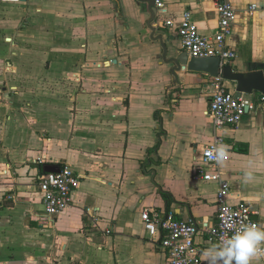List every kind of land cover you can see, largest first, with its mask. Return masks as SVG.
Instances as JSON below:
<instances>
[{
    "label": "crops",
    "instance_id": "obj_1",
    "mask_svg": "<svg viewBox=\"0 0 264 264\" xmlns=\"http://www.w3.org/2000/svg\"><path fill=\"white\" fill-rule=\"evenodd\" d=\"M161 1L153 33L144 0H0V264H165V233L146 229L145 209L194 220L208 264L203 253L216 244L205 229L218 223L220 185L198 167L215 135L214 77L175 69L171 59L185 50L164 23L191 11L214 36L219 14L215 0ZM231 1L227 43L237 57L227 64L264 74V0ZM263 96L243 94L250 104L222 130L217 165L228 203L250 207L262 230ZM46 164L81 179L55 216L40 189ZM259 249L250 264H264Z\"/></svg>",
    "mask_w": 264,
    "mask_h": 264
},
{
    "label": "built area",
    "instance_id": "obj_2",
    "mask_svg": "<svg viewBox=\"0 0 264 264\" xmlns=\"http://www.w3.org/2000/svg\"><path fill=\"white\" fill-rule=\"evenodd\" d=\"M215 3L219 14V27L214 36L200 32L191 11L184 13L179 24L171 20H166L164 24L171 29H177L182 48L190 57L220 56L221 64L225 65L237 57V52L227 43V39L232 35L236 9L231 0H215ZM156 4L159 10L165 7V3L161 0H157ZM257 9L258 6L252 4L249 11ZM213 87L210 113L215 135L211 143L202 149V163L198 167V176L205 180L216 181L220 185L217 194L218 223L205 229L208 239L218 245L223 238L231 236L241 226L255 225L260 228V223L254 218V212L250 207L232 206L228 203L227 195L231 186L217 168L221 155L216 150L224 142L222 130L227 126H237L250 103L243 96L236 97L235 92L226 86V79L222 75L214 77ZM206 167H215V170L210 171ZM80 180V176L69 165L60 172H45L40 175V189L47 215H58L73 203V191L79 187ZM142 218L146 229L152 235H156L159 230L165 233L162 239L163 249L167 253L165 264H204L196 244L200 227L194 220L177 219L172 212L164 217L159 214L152 215L150 209L144 210Z\"/></svg>",
    "mask_w": 264,
    "mask_h": 264
},
{
    "label": "water",
    "instance_id": "obj_3",
    "mask_svg": "<svg viewBox=\"0 0 264 264\" xmlns=\"http://www.w3.org/2000/svg\"><path fill=\"white\" fill-rule=\"evenodd\" d=\"M144 1L149 3V10L151 12L149 26L153 33H155L156 27L152 23L156 20L158 15L156 0ZM156 38L162 40L161 36ZM171 62L176 64V70H180L183 66H186L189 70L206 72L212 77L222 75L226 80L235 83L236 97H241L243 94H253L256 91L261 92L264 95V74L261 71L249 73L236 72L232 65H222L220 56L196 58L190 57L187 52H183L177 58L171 59ZM60 170L61 167L59 165L46 164L44 166L45 172H60Z\"/></svg>",
    "mask_w": 264,
    "mask_h": 264
},
{
    "label": "clouds",
    "instance_id": "obj_4",
    "mask_svg": "<svg viewBox=\"0 0 264 264\" xmlns=\"http://www.w3.org/2000/svg\"><path fill=\"white\" fill-rule=\"evenodd\" d=\"M217 152L223 151L218 148ZM264 243V230L255 225H243L218 245L205 250L203 257L208 264H250Z\"/></svg>",
    "mask_w": 264,
    "mask_h": 264
}]
</instances>
